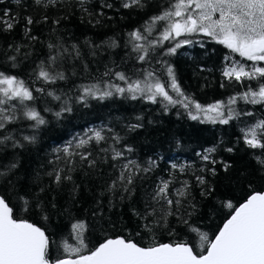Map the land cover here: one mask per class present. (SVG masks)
<instances>
[{
	"label": "trees",
	"instance_id": "trees-1",
	"mask_svg": "<svg viewBox=\"0 0 264 264\" xmlns=\"http://www.w3.org/2000/svg\"><path fill=\"white\" fill-rule=\"evenodd\" d=\"M124 2L126 0H86L85 6L93 14L89 16L81 10L79 0H57L56 5H49L47 10L36 5L34 0H0V16L7 10L9 17L17 20L12 30L5 31L0 25V72L22 79L33 90L35 100L26 102L27 106L39 111L46 121L34 127V121L20 117L7 124L6 130H0V137L12 136L0 144V172H7L0 178V196L13 208L14 218L35 223L55 241L50 247V258L62 253V249L60 253L57 251L62 239L75 243L69 233L71 225L77 221L87 226L84 235L89 249L117 236L149 246L152 235L140 229L141 220L135 213L144 214L146 200L150 201L151 194L164 180L172 181L169 192L174 199L178 198L174 195L175 189L188 182L190 196L184 200L185 206L187 211H192L187 207L188 200L196 206L190 224L207 232L210 239H214L234 210L226 207L228 202L238 207L253 192H264V168L256 159L264 158V150L248 147L243 139L244 130L264 120V106L260 104L238 100L234 105L236 110L252 115H241L228 124H213L203 118L192 120L181 104L166 106V102L159 99L152 103L142 97L132 99L127 93L103 100L91 97L84 102L78 100L84 86L98 82L101 88L105 83L126 87V82L120 81L115 72L124 73L130 80H143L146 70L153 71L162 81L168 82L167 66L173 67L185 95L204 106L223 101L225 111L229 97L246 91L249 85L254 89L258 87L256 80L237 82L224 77V68L235 60L234 57L240 56L230 53L224 45L203 33L187 37L193 43L183 45L172 55L167 54V49L175 42L164 41L154 51L149 48L146 60L139 61L137 57L143 53L134 51V43L147 46L148 41L159 39L166 22H157L151 33L146 28L153 16L162 14L175 0H141L142 7L130 8H123ZM103 3L112 7L102 8ZM43 15L49 18L46 23H34L27 26L29 32L25 31V17L41 20ZM55 19L60 23L54 24ZM136 30L147 40L134 41L130 33ZM73 46L79 50V57ZM61 53L62 59L50 65V57ZM12 56L16 57L15 61L9 59ZM41 62L63 72L66 79L55 83L37 79ZM109 69L112 71L105 76ZM49 92L61 99H54ZM169 92L174 99L178 98L171 89ZM66 101L71 111L57 117L55 113L61 111ZM11 103L21 108L18 101ZM133 125L139 127L133 128ZM92 129H103L102 134L107 139L100 143L93 140L75 149V142L86 138ZM25 136L35 137L34 142L25 141ZM116 136L120 137L119 141L114 139ZM14 141L19 144L14 146ZM70 142L75 151L90 152L96 167L90 168L78 155L71 158V164L66 163L65 153L56 149H63ZM112 147L121 151L123 157L113 160L111 151H101ZM210 148L216 149L211 153L215 164L202 159ZM57 156L61 158L59 161ZM128 160L142 168L149 167V162H154V166L148 172L135 175L130 186L134 189L131 195L122 190L107 192L108 185L119 174V166ZM13 164L15 167L9 171ZM173 164L177 167L173 168ZM224 164L230 167L225 170ZM69 167L75 168L71 181L64 180L57 185L54 176L47 175L54 168H64V175H67ZM213 168L215 175L211 172ZM197 176H203L206 183L200 185ZM202 191L207 195H201ZM122 194L123 200L120 199ZM21 197L29 202V210H24ZM37 200L42 202L43 212L36 207ZM44 216L48 218L45 220ZM169 224L175 228V234L159 228L155 231V242L187 240L195 251H200L197 233L178 226L174 217H169Z\"/></svg>",
	"mask_w": 264,
	"mask_h": 264
},
{
	"label": "snow or ice",
	"instance_id": "snow-or-ice-1",
	"mask_svg": "<svg viewBox=\"0 0 264 264\" xmlns=\"http://www.w3.org/2000/svg\"><path fill=\"white\" fill-rule=\"evenodd\" d=\"M36 5H42L45 10L49 5L55 6L57 0H34ZM86 0H79V6L83 12H88L85 6ZM140 6L141 0H126L122 4L123 8ZM102 8H111V4L103 3ZM218 14V17H217ZM88 15H93L88 12ZM103 15V12L100 13ZM48 16L43 15L41 20H34L32 16L25 17L26 28L34 23L47 22ZM17 22L16 17H9L7 10L0 16V25L3 30H12ZM97 23L100 21L97 20ZM157 22H166L160 37L157 40L148 41V45L134 43V51L143 54L138 55L139 61H145L149 52V48L153 51L155 47L164 41H174V46L167 49V54H175L177 49L183 45L193 43L192 39L187 37L196 33H203L206 37L224 45L230 50V53L238 54L240 57L251 61V67H247L240 61L233 60L230 65L223 70V76L229 81L235 80L241 82L244 80L258 82L257 88L248 86L247 90L237 93L228 98L227 109L223 101H217L207 106L201 105L191 97L185 95L179 83L173 67L167 66L166 73L169 78L168 82L162 81L153 71H145L144 79L130 80L122 72H115L114 75L120 80L126 82V87L105 83L101 88L100 82L84 86L82 94L78 97L81 102L88 98L105 99L114 94H129L132 99L142 97L152 103L160 102L167 105L181 104L188 112L192 120H204L213 124H228L233 118L241 115H252L251 112L241 113L236 110L238 100L253 105L260 104L264 106V66H259L260 62H264V0H175L168 9L162 14L153 16L150 24L146 28L151 33ZM54 24H59L60 20L55 19ZM130 36L134 41L147 40V37L140 30L133 31ZM185 37L183 39H177ZM34 39V37H33ZM49 47H53L49 45ZM19 52V47L16 48ZM67 49L64 52L67 53ZM76 57L81 54L79 50L73 46ZM63 54L50 57V65H54L58 58L62 59ZM230 57H225L229 59ZM9 59L15 61L16 57ZM37 79H41L46 83H55L57 80L66 79L63 72L50 69L43 62L38 66ZM112 70L109 69L104 73L105 76ZM221 87H224L222 84ZM169 89L176 93L177 99L170 94ZM36 91H43L37 89ZM48 95L54 99L60 100L61 97L49 92ZM18 101L21 108L18 109L17 104L11 103ZM35 100L33 90L26 83L14 75H6L0 72V130H6V125L14 122L20 117L34 121V127H39L46 123L43 116L35 108H29L26 102ZM7 105V106H6ZM71 107L67 101L61 111L55 115L60 117L63 112H70ZM19 112V115L17 113ZM133 128L139 125H133ZM90 134H86V138L82 137L75 142V149L83 148L90 144L93 140L96 143L105 141L103 129L89 130ZM12 139V136L6 135L0 137V144ZM25 141L34 142L35 137H23ZM119 141L120 137H114ZM245 144L252 149L264 150V120L258 121L256 124L249 126L243 132ZM19 144L14 141V146ZM57 152L65 153L64 160L71 164V158L79 156L81 162H87L90 168L96 167V160L91 159V153H81L74 150L70 142L63 149H56ZM102 152H112V159L117 160L123 157V153L115 147L110 149H101ZM131 151V149H128ZM215 148L207 149L202 159L204 161L211 160V153L215 152ZM232 151L231 148L228 149ZM57 161L61 158L57 156ZM259 165L264 168V158L256 157ZM215 164V160H211ZM154 166V162H149V167L142 168L135 161L128 160L119 166V174L108 185L107 192L115 193L122 190V193H131L134 191L130 186L133 184L134 177L137 173L143 171L148 172ZM15 167V164L9 166V171ZM115 168L116 165H113ZM173 168L177 166L172 165ZM230 167L224 164V169ZM181 171L184 168L181 167ZM75 171L74 167L67 169L68 174L64 175V168H54L52 172L47 173L54 176V182L59 185L62 181L72 180L71 173ZM212 175L216 174L215 168L211 169ZM7 175V172H0V178ZM200 185H204L206 180L203 176L196 177ZM171 180L161 181L154 192L150 196V201L145 202V211L141 215L136 212L135 215L141 220L140 229L152 235V243L149 246H141L132 239H126L124 236L115 238H107L94 249H89L85 241L86 224L83 221H77L71 225L72 231L69 233L73 236L75 243H69L67 239H62L58 245L57 251L62 253L51 257L50 247L55 243L46 231L37 226L35 223L26 219L14 218V210L7 200L0 196V264H264V192H253L246 200L234 207L231 202L226 204L229 209H234L223 226L215 234L214 239H210L207 232L201 231L198 227L190 224L191 217L195 213L196 206L187 202V207L192 211H187L184 200L190 196V187L187 181L183 182L182 187L175 189V197L169 192ZM44 191L43 188L40 189ZM207 195V192L201 193ZM184 198V199H181ZM24 202V210H29V202L21 197ZM121 200L124 199L122 194ZM36 207L44 211L41 201L37 200ZM55 207V205H53ZM169 217L176 218L178 226L189 228L190 231L197 233L199 237V252L195 251L193 246L187 240L182 242L157 243L155 242V231L159 228L170 230V235L175 234V228H171ZM45 220L47 216L43 217ZM137 235H140L138 232Z\"/></svg>",
	"mask_w": 264,
	"mask_h": 264
},
{
	"label": "rangeland",
	"instance_id": "rangeland-1",
	"mask_svg": "<svg viewBox=\"0 0 264 264\" xmlns=\"http://www.w3.org/2000/svg\"><path fill=\"white\" fill-rule=\"evenodd\" d=\"M218 17V14H217ZM235 61H240L241 63H244L247 67H251L252 62L251 61H247L245 58L242 57H234ZM264 64V62H260L259 66H262Z\"/></svg>",
	"mask_w": 264,
	"mask_h": 264
}]
</instances>
